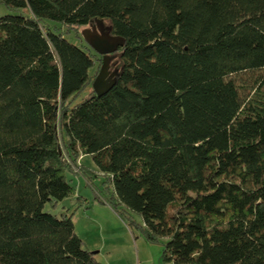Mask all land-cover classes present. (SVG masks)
<instances>
[{"label":"trees","instance_id":"obj_1","mask_svg":"<svg viewBox=\"0 0 264 264\" xmlns=\"http://www.w3.org/2000/svg\"><path fill=\"white\" fill-rule=\"evenodd\" d=\"M0 3V264H102L43 211L75 168L163 262L264 264V0ZM97 20L124 39L101 96L98 54L64 38Z\"/></svg>","mask_w":264,"mask_h":264},{"label":"rangeland","instance_id":"obj_2","mask_svg":"<svg viewBox=\"0 0 264 264\" xmlns=\"http://www.w3.org/2000/svg\"><path fill=\"white\" fill-rule=\"evenodd\" d=\"M14 14L17 13L0 3V18ZM45 25L49 29L66 33V29L59 24L49 22ZM108 26V22L97 20L85 27L75 29V32L64 34V38L85 51L91 49L90 51L94 54L93 48L83 39L82 32H92L94 29L98 32L99 29H106ZM110 58L107 78L118 68L117 55L111 54ZM95 59V66L90 72L92 76H96L101 67L100 57L96 55ZM87 93L88 89L76 98L74 104L79 103ZM77 165L88 168L94 173L98 172L92 158L88 155L80 156ZM65 177L74 189L73 195L59 202L45 204L43 211L57 217L63 214L71 216L75 233L82 240L83 247L93 252L99 263L172 264L163 262L161 243H149L145 240L141 232L142 220L138 215L127 212L123 208H117L115 212L110 206L97 203V196L104 187V176L98 174L91 182H88L77 173L75 168L74 173L65 172Z\"/></svg>","mask_w":264,"mask_h":264},{"label":"water","instance_id":"obj_3","mask_svg":"<svg viewBox=\"0 0 264 264\" xmlns=\"http://www.w3.org/2000/svg\"><path fill=\"white\" fill-rule=\"evenodd\" d=\"M100 31V32H99ZM95 29L90 32H82L83 39H85L93 51L102 56V65L98 75L92 83V88L97 96L105 94L114 84L117 71L112 73L108 78L110 55L116 53L124 45V39L118 36L111 35V29Z\"/></svg>","mask_w":264,"mask_h":264},{"label":"flooded vegetation","instance_id":"obj_4","mask_svg":"<svg viewBox=\"0 0 264 264\" xmlns=\"http://www.w3.org/2000/svg\"><path fill=\"white\" fill-rule=\"evenodd\" d=\"M97 26V25H96Z\"/></svg>","mask_w":264,"mask_h":264}]
</instances>
